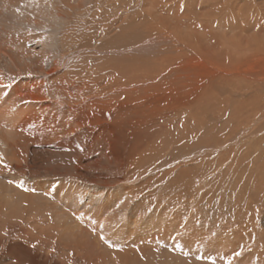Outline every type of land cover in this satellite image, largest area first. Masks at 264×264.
<instances>
[{
  "label": "rangeland",
  "instance_id": "1",
  "mask_svg": "<svg viewBox=\"0 0 264 264\" xmlns=\"http://www.w3.org/2000/svg\"><path fill=\"white\" fill-rule=\"evenodd\" d=\"M63 2L59 130L0 151V264H264V0Z\"/></svg>",
  "mask_w": 264,
  "mask_h": 264
},
{
  "label": "bare ground",
  "instance_id": "2",
  "mask_svg": "<svg viewBox=\"0 0 264 264\" xmlns=\"http://www.w3.org/2000/svg\"><path fill=\"white\" fill-rule=\"evenodd\" d=\"M63 4V0H0V132H5L0 134V151L4 155L13 149L12 132L43 136L59 130L45 90L61 62L56 46L69 14L63 15ZM62 41L78 46L76 40ZM35 44L41 50H34ZM66 79H61L63 86Z\"/></svg>",
  "mask_w": 264,
  "mask_h": 264
}]
</instances>
